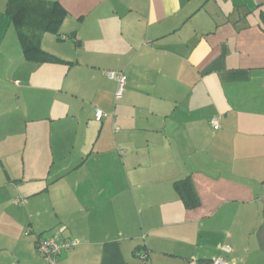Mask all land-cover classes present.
I'll return each instance as SVG.
<instances>
[{
    "label": "crops",
    "instance_id": "0c3cea01",
    "mask_svg": "<svg viewBox=\"0 0 264 264\" xmlns=\"http://www.w3.org/2000/svg\"><path fill=\"white\" fill-rule=\"evenodd\" d=\"M56 1L67 16L41 46L59 59L36 62L0 0V29L13 25L36 65L19 88L50 95L33 113L0 103V264H48L37 244L56 234L80 241L58 264H264V0ZM109 70L127 75L122 96ZM42 118L59 130L52 159L22 163L48 176H11Z\"/></svg>",
    "mask_w": 264,
    "mask_h": 264
},
{
    "label": "rangeland",
    "instance_id": "374dc122",
    "mask_svg": "<svg viewBox=\"0 0 264 264\" xmlns=\"http://www.w3.org/2000/svg\"><path fill=\"white\" fill-rule=\"evenodd\" d=\"M1 16H4L3 18L6 22H8V19L5 17L2 10L0 11V17ZM34 68H36V65L32 63H25V61L22 59V49L14 26L11 25L7 27L2 25V28L0 29V103L2 99H7L10 97L12 99L11 101L15 103L16 107L20 106L23 111L26 109L32 110L33 113L37 108L35 107V104L40 101L44 102L46 98L50 96L49 93H46L44 90L31 89L25 91L19 88L28 85L29 79L33 78L31 76L36 74V69ZM39 68L42 70V68L45 67L39 66ZM32 113L31 115H33ZM28 124V132L30 134L28 150L25 153L17 152L15 155L10 157V163L14 164L13 168L11 166V176L20 175L21 177L24 174L28 179L33 176L46 177L47 174L35 172L34 168L29 166L26 168V172H24L22 162L24 160L28 164L30 162L33 163L34 161H43L45 159L43 154H48V159H52L49 154L50 151H48L47 147L48 143L51 141L52 133L55 135L59 130L54 125V123L44 120L43 118L36 121H29ZM90 126H92V123ZM10 129H12V127ZM12 130H14V128ZM68 132L69 131H65L64 134H69ZM76 133L78 134L72 135L75 136L73 143H75L77 146V151L81 153V156L83 157L85 155L88 156V153L91 151L94 143L91 133L86 131V127L80 128V131ZM39 152L43 153L38 157ZM1 168L3 169V167H0V181L6 180L3 175L5 173H3ZM28 182L29 181L27 180L23 181V183H21V187H25L27 184H29ZM0 197H4L2 192H0ZM15 197L23 198L24 195L17 194L14 196V198L12 197V199H15Z\"/></svg>",
    "mask_w": 264,
    "mask_h": 264
},
{
    "label": "trees",
    "instance_id": "16d2710c",
    "mask_svg": "<svg viewBox=\"0 0 264 264\" xmlns=\"http://www.w3.org/2000/svg\"><path fill=\"white\" fill-rule=\"evenodd\" d=\"M6 13L17 28L27 59L36 62L59 59L41 46L44 33L57 32L67 16V10L59 1L8 0ZM261 20L264 29V10L261 13ZM176 187L188 206L198 203L196 190L190 178L178 180Z\"/></svg>",
    "mask_w": 264,
    "mask_h": 264
},
{
    "label": "built area",
    "instance_id": "2783aa9c",
    "mask_svg": "<svg viewBox=\"0 0 264 264\" xmlns=\"http://www.w3.org/2000/svg\"><path fill=\"white\" fill-rule=\"evenodd\" d=\"M62 38L65 39L66 36L63 35ZM107 75L110 78L115 79L117 82L116 96H122L127 86V75L125 74V72L121 70H109L107 71ZM104 116L105 112L100 108H96V119L101 120ZM211 122L214 126L218 125L216 118H213ZM79 243L80 241L77 238L60 240L58 238V235L56 234L40 239L37 244V250L44 257L48 264H58L59 257L61 256L63 251L72 249ZM222 249L225 251H230L231 247L228 245H224L222 246ZM139 255L143 259L147 257L146 253H140ZM208 264H227V260L224 257L219 256L217 258H214L213 260H210Z\"/></svg>",
    "mask_w": 264,
    "mask_h": 264
}]
</instances>
